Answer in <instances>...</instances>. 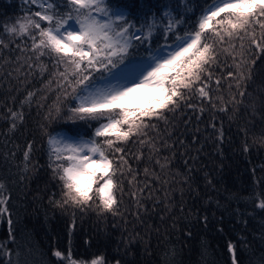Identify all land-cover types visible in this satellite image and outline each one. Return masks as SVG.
<instances>
[{"label":"trees","instance_id":"trees-1","mask_svg":"<svg viewBox=\"0 0 264 264\" xmlns=\"http://www.w3.org/2000/svg\"><path fill=\"white\" fill-rule=\"evenodd\" d=\"M64 2L57 0L66 11ZM196 2L110 0L113 8L158 7V28L164 11L187 19L193 13L185 12V5ZM38 10L39 2L0 0V38L8 45L0 47V196L6 198L0 205V264H65L53 256L56 250L70 251L73 259L87 263L103 256L104 264H233L229 245L235 246L236 264H264V209L257 207L264 199V51L248 38L242 52L228 45L226 52L218 48L208 82L211 101L194 95L189 101L193 107L165 113L167 120L153 118L155 127L146 139L154 138L158 151L138 141L125 146L132 171L123 170L114 212L95 206L62 209L51 203L61 199V187L48 166L41 126L53 135L66 132L87 139L95 123L89 128L80 121L46 119L49 112L56 115L57 106L66 117L67 106L77 103L60 87L63 66L48 56L37 60L28 50L30 39L4 31ZM157 40L164 43L158 31L154 46ZM232 43L239 47L241 42ZM139 53H145V46ZM241 55L244 64L237 70L233 56L240 63ZM230 70L237 75L229 77ZM239 72L244 78L238 86ZM9 108L24 115L14 129ZM29 144L31 163L25 172Z\"/></svg>","mask_w":264,"mask_h":264},{"label":"snow or ice","instance_id":"snow-or-ice-1","mask_svg":"<svg viewBox=\"0 0 264 264\" xmlns=\"http://www.w3.org/2000/svg\"><path fill=\"white\" fill-rule=\"evenodd\" d=\"M38 2L41 10L6 26L4 31L10 36L30 39L28 50L37 60L48 56L55 59L57 67L63 66L58 75L67 88L60 87L77 103L67 106L66 117L57 106L56 115L49 112L46 119L80 121L89 128L95 123L87 139L53 135L47 132L46 125L41 126L49 149L48 166L61 187V199L51 203L62 209L85 210L95 206L101 212H114L123 170L132 171L125 146L138 141L141 147L148 144L150 151H158L154 138L146 139L148 130L155 127L153 118L167 120L165 113L193 107L189 101L194 95L211 101L208 82L212 80L211 69L218 59V48L226 52L224 46L228 45L233 52H242V41L248 38L250 44L264 51V0H197L185 5V12L193 13L187 19L181 13L164 11L160 28L155 19L158 7L155 11L151 6L113 8L110 0H65L64 11L57 0H30L32 4ZM132 16L137 20L131 19ZM157 31L164 43L157 40L154 46ZM234 40L241 42L239 47L232 43ZM141 46H145L143 55L139 53ZM0 47H8L3 38ZM240 59L236 63L233 56L237 70L244 64L243 55ZM236 75L228 72L229 77ZM243 78L244 73L239 72L238 86ZM239 94L243 96L244 92ZM32 95L28 93L29 98ZM220 110L227 111L223 107ZM8 112L14 129L17 121H23V112L11 108ZM211 126L216 130L215 123ZM217 131L222 141V128ZM31 151L29 144L24 153L25 172L31 163ZM3 189L0 183V193ZM4 204L6 198L0 196V205ZM257 207L264 209V199ZM3 247L0 245V249ZM229 250L236 264L235 246L229 245ZM53 256L65 264H84L73 259L70 251L66 255L56 250ZM91 264H104V257L92 259Z\"/></svg>","mask_w":264,"mask_h":264},{"label":"rangeland","instance_id":"rangeland-1","mask_svg":"<svg viewBox=\"0 0 264 264\" xmlns=\"http://www.w3.org/2000/svg\"><path fill=\"white\" fill-rule=\"evenodd\" d=\"M56 134H57V133H56ZM56 134H55V135H56ZM59 134L64 135V136L73 137L71 134L66 133V132H59ZM78 262H80V261H78ZM84 264H91V263L84 262Z\"/></svg>","mask_w":264,"mask_h":264}]
</instances>
